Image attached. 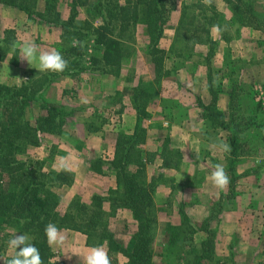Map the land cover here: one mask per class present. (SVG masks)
<instances>
[{
	"label": "trees",
	"instance_id": "trees-1",
	"mask_svg": "<svg viewBox=\"0 0 264 264\" xmlns=\"http://www.w3.org/2000/svg\"><path fill=\"white\" fill-rule=\"evenodd\" d=\"M223 1L232 15L230 24H236L237 30L247 27L259 30L264 35V14L245 5L243 0ZM36 3L37 0H0V5L16 8L32 21L60 28L63 34L56 49L68 61V68L63 73L46 72L43 75L45 80L29 79L20 86L0 84V216L5 223H13L18 230L32 238V244L39 249L44 264H54L51 262L53 253L45 237V226L48 223H53L62 230L85 235L87 246L102 245L109 256L121 254L126 258L124 264H154L150 233L156 222L153 197L158 182L154 178L147 179V165L152 164L158 156L161 160L160 167L176 169L179 158L174 155L175 151L164 150L168 139L162 141L161 148L155 153L143 148L146 138L144 108L148 104L145 100L150 98L146 88L136 86L131 90L130 102L136 114L135 124L130 134L118 133L112 159L102 161L96 157L94 161H90L91 172L103 175V169L106 168L115 182V188L109 189L105 195H93L89 205L78 199L71 201L68 208L75 212L74 215L58 211L62 197L53 191L58 185L68 186L72 178L65 172H49L32 177L31 171L25 169L23 161H17L16 155H23L27 146H37L42 134L62 135L67 120L76 112L75 109L44 102L41 93L59 76L76 78L92 71L118 76L123 60L128 57L126 42L133 39L130 30L133 31L137 26L145 28L149 41L146 51L153 66L155 86H160L165 53L157 46L168 20V4L165 0H126L123 4L119 0H71L69 18L62 21L60 15L53 12L54 7L47 4L45 13H40L36 10ZM79 8L86 9L91 21L80 23ZM209 10L211 17L207 19L208 26L212 22L222 21L215 7L209 6ZM181 19L192 25V16L183 14ZM95 22L98 25H94ZM9 35L8 32L5 34L0 45L3 42L13 44ZM74 38L79 42L77 46H72ZM89 41L95 47V54L90 56V66L87 67L82 60L86 50L84 43ZM35 74V71L29 73L31 77ZM209 83H212L210 77ZM210 92L212 104L205 107L203 118L230 132L227 140L231 147L229 155L238 156L240 131L235 127L230 129L224 115L216 110L214 89L211 88ZM233 96L231 95V104ZM33 102L41 103V111L34 125L25 118V110ZM231 163L229 161V167ZM104 204L108 205L109 213L104 210ZM119 209L129 212L135 225L130 250L125 249L108 230L106 217L114 216ZM179 213L182 216L181 222L178 225L168 224L166 227L165 253L175 255L178 261L183 258V253L193 254V259L184 264L211 262L214 258L216 234L206 226L203 229L196 228L184 212ZM197 231H203L207 235L199 247L191 244ZM114 264H117L115 260Z\"/></svg>",
	"mask_w": 264,
	"mask_h": 264
},
{
	"label": "crops",
	"instance_id": "crops-1",
	"mask_svg": "<svg viewBox=\"0 0 264 264\" xmlns=\"http://www.w3.org/2000/svg\"><path fill=\"white\" fill-rule=\"evenodd\" d=\"M48 1L38 0L37 11L45 13L47 4L53 7L51 0ZM125 1L119 0L120 4ZM165 1L169 8L168 20L163 27V35L157 46L165 53L160 86H155V77H152L151 80V75H147L149 80H151L150 84L157 87L156 98L172 102L168 106L170 115H175L177 110L181 109L183 119L179 122L165 123L167 125L165 131L167 133L165 132L163 139L167 138L170 150L179 152L182 158L178 169L171 168L162 173L178 180V173H181V169H184V172L188 173L187 179L189 182L192 178L191 171H197L201 175L197 190H194L193 185L188 182L185 187L190 197L194 195L197 198L194 204L187 205L185 213L187 212L186 214L191 216L198 209V219L194 217L197 222L207 220L213 205L223 199V196L232 194L231 196L234 197L231 200L233 207L217 214L215 217L216 222H211L212 227L215 226L214 228L221 229L217 231L216 237H219L223 247H220L218 252L225 254L224 256L228 255V244H232L236 245L233 248V252L237 256L242 254V256H246L245 259L250 258L255 249L256 252L257 248L264 250V198L259 201L254 199L256 194L254 189L258 187L253 183L251 184L249 180L252 174L251 167L246 169L243 162H238L239 158H242L241 156H236L235 159L232 157L230 160L233 162L231 173L236 176V182L234 184L230 183L228 188L223 191L212 186L208 177L213 170V166L221 163L224 165L226 172H228L229 153L216 152L210 147L211 144L202 137L205 135L207 125H209L207 124L209 121L203 118V114L206 111L205 107L212 104L213 97L210 90L211 88L213 89V86H215L216 110L221 112L224 117H227L230 115L232 106L231 95H234L233 98L236 99V93H234L236 85L245 89V92H250V89H252V86H256V83L264 84V35L259 30L247 27L237 30L236 24L231 25L232 15L223 0H212L210 7H215L222 21L212 22L211 26L207 25V19L211 17V11L209 6L203 3V0ZM199 6L201 7L197 8ZM79 9L85 10V13L87 12L85 8ZM183 14L184 16H192L191 26L183 22L181 19ZM60 17H63V20L67 19L63 15H60ZM214 25H219L221 31L214 32L212 30ZM53 30V28L47 27L45 23H37L28 19L22 11L16 8L0 6V40H4L7 32L10 33L9 36L13 42L12 48L15 49V54L6 55L4 53L2 57L0 56V84L20 86L29 80L30 72H40L36 62L29 65L26 61H22L19 58V44L25 39H31L40 46L41 50L56 49V43L59 42V33L57 30ZM50 38L57 42H52V44L45 43ZM207 41H209V44ZM136 52L137 61L131 66L134 69L144 66L143 69L151 74L150 69H153V66H151L150 58L147 55L143 57L139 49ZM93 54H95V47L91 45L89 49L85 50L83 63L87 67L90 66L89 58ZM246 55L251 56V60H247L245 70L242 71L240 68L236 69V67V73H234L233 66L232 74L228 76L225 72L228 69L229 60L236 63L240 59L246 61L244 57ZM152 72L154 74L153 70ZM136 76L137 74L135 73L134 79H136ZM209 77L212 83H209ZM132 78V68L130 67V71H128L127 65L122 62L118 76L104 74L99 71L83 73L76 78L59 76L43 93V99L49 98L51 93H55L59 95L58 99L62 100L69 97L77 102L75 107H73L76 112L66 122L67 129L65 131L69 139L63 138L62 135L51 134H45L44 138L55 144L57 148L66 149L70 152L67 151L66 154H63L62 151H59L60 155H62L61 157H68L69 159L61 160V157H59V159L55 160V163L60 164L58 165L61 167L59 170H69L75 181L84 179L89 185L92 182L102 181L104 183L105 181L103 180L107 181L106 188L95 189L87 198L83 196L82 199L86 205L90 204L93 195H103L109 189L115 188L113 178L104 170L103 175H98L94 172L88 175V162L93 157L100 158L103 161L112 159L117 138L115 136L112 138L113 140L111 139L112 149L110 152V145L109 147L107 146L106 136L102 134L103 129H89L88 118H91L93 113L96 112V97L100 95L99 87L103 93L105 92V102L106 99L109 101L114 100L113 103L119 104L120 109L117 110L116 114H121L122 120L125 115L127 116L126 121L128 123L125 133L130 134L135 124L136 114L130 98L123 93V90L127 88L128 82L131 83ZM235 78L238 80H235ZM112 84H116V86L113 87ZM71 99L69 100L71 101ZM36 105L38 103H32V107ZM165 111H167V108H162L159 114H165ZM225 120L227 121L226 118ZM210 125L212 130L227 132L216 124L212 125L210 123ZM80 145L86 148L88 156L83 158L80 152L82 150H76ZM144 149L155 153L159 148L158 144L150 145L149 135H147ZM104 150L109 151L107 157H104L106 152ZM152 164L161 166V160L158 156L154 158ZM233 164L235 166L237 164V166L235 167ZM59 170L55 171L60 172ZM246 170L247 174L244 173ZM81 185L82 189L87 187L82 183ZM156 189L158 193L162 190V186L159 185ZM71 190L72 187L67 190L65 196L61 199L62 202H67V205L71 201V196L79 194V190H75V192ZM260 192L264 194V190L258 189L257 193ZM196 234V236L194 235L195 243L202 242L207 238L203 231H197ZM64 235L67 238V243L63 248H51L53 253L51 262L54 263V260H58L60 264H83V257L87 250L91 248L86 245V236L71 230H65ZM197 237L199 239H196ZM218 243L219 241L217 240L215 245ZM259 255L261 256L262 254ZM109 257L111 264H114V260L117 264L126 262V258L121 254Z\"/></svg>",
	"mask_w": 264,
	"mask_h": 264
},
{
	"label": "rangeland",
	"instance_id": "rangeland-1",
	"mask_svg": "<svg viewBox=\"0 0 264 264\" xmlns=\"http://www.w3.org/2000/svg\"><path fill=\"white\" fill-rule=\"evenodd\" d=\"M48 1V0H44ZM38 2V0H37ZM49 2V1H48ZM53 9L55 13H58L60 15H63L64 17L69 18L70 14V3L71 0H51ZM243 3L245 5L253 7L255 11L264 14V0H243ZM2 6V5H0ZM37 6V3H36ZM37 10V8H36ZM63 18V17H62ZM60 19L62 21H66L67 19ZM78 20L80 23H83L84 21H91L89 18V15L85 13V10H78ZM94 25H98V22H95ZM47 27L53 28L57 30L59 33V39L57 42L56 40H46L45 43L52 44V42L56 43V45H60L61 43V36L63 34V31L60 28L47 25ZM241 29V28H240ZM130 32L133 35L132 41H127V49H128V57L124 59L123 64L127 65L128 71H130V67L133 70V78L131 79V83L128 82L127 88H124L123 93L130 98V95L132 93V88L135 86H140L143 88H146L148 90V93L150 94V98L145 100V103L147 106L144 108V112L146 116L144 117L143 124L146 129V138L147 135H149L150 139V145L151 144H158V148L160 149L162 146V141L164 139L165 130L167 129L166 122H179L182 121L183 117L181 116V109H178L176 114L171 116L169 113L168 106L172 102H168L165 100H160L159 98H156L157 94V87L151 85L152 77H154L155 74L152 72V68L150 69L151 74L149 72L145 71L143 69L144 66H139V68L134 69L133 65L136 60V54L137 49H139L140 54L144 57L147 55L146 48L149 43L147 36L145 35V28L143 26H137L133 31L130 30ZM238 32V31H237ZM236 32V33H237ZM130 33V34H131ZM231 35L233 36V32L231 31ZM10 37V36H9ZM147 38V39H146ZM92 41L84 43L86 49H89L93 43ZM40 43V41H39ZM41 44V43H40ZM13 44H8V42H3L0 45V56L2 57L4 53L7 54H15L14 48H12ZM264 45V41H263ZM137 48V49H136ZM57 50V49H56ZM149 57V55H147ZM146 57V56H145ZM245 60L240 59L237 63L234 61L232 62L229 60V64H227L228 69L226 70V74L229 76L231 75L232 67L234 66V73L235 68L244 71L245 67L247 65V60H251V56L246 55L244 56ZM150 58V57H149ZM84 62V59L82 60ZM233 64V65H232ZM232 65V66H231ZM152 66V63H151ZM126 71V68H125ZM241 72V71H240ZM37 74L30 76L29 79H33L36 81V79L45 80L44 74L46 72H36ZM135 73L137 74L136 79ZM140 73V74H139ZM151 75V80H149L148 75ZM42 75V77L40 76ZM130 75V74H129ZM235 80H238L235 78ZM41 84V82H40ZM135 85V86H134ZM241 85V83H240ZM243 85V84H242ZM7 86V85H6ZM113 87L116 86V84H112ZM235 86V85H234ZM213 89H215V86H213ZM245 89L239 88L236 85V90L234 93H236V99L232 102L230 115L225 117L227 119V123H229L230 129H235L240 131L239 133V149H238V156H241L242 158L238 160V162H243L244 167L248 169V167H251L252 174L250 176L251 184L257 185L258 187L255 190V197L254 199L256 201L263 200V193H257V190H264V112L261 109L259 100L256 101V97L258 99V96L260 93H262V97H264V84H258L256 83V86H252V89H250V92H245ZM45 91V90H44ZM100 95L96 97V107L93 115L91 118H88L89 122V129H97L101 128L103 129L102 134L106 136L107 139V146L110 145V152L112 147V138L118 135V133L126 132L127 131V116L125 115L123 117V120L121 119V114H116L117 110L120 109L119 104L113 103L114 100H107L106 102L104 100L105 92L103 93L102 89H100ZM44 92L41 94L43 95ZM104 94V95H103ZM258 95V96H257ZM73 96V95H71ZM59 95L55 93H51L49 98H45L42 100L46 103L52 104L54 106H65L68 109H73L75 107V102L71 98L67 97L65 99H58ZM71 99V101L69 100ZM148 101V102H147ZM41 102V101H40ZM40 102L38 105L32 107V104L25 110V118L27 121H29L32 125H34L35 119L38 117L41 109H40ZM32 107V108H31ZM167 108V111H165V114H159L160 109ZM90 117V116H89ZM230 120H233L232 123H230ZM129 121V119H128ZM207 129L205 130V135L202 137L206 139V141L210 144H212L215 141H224L228 143V138L230 137V132L228 130L225 131H218V130H212L210 129V123L207 122ZM66 128H64V132L62 134L63 138L69 139V136L67 135V132L65 129H67V123L65 125ZM212 127V126H211ZM167 133V132H166ZM45 134H42L40 136L39 144L37 146H27L25 153L16 155L17 161H23L25 169L28 171H31V176L35 177L39 174H46V173H59L56 172L59 170L58 165L55 163V160L62 155H60L59 151H62L63 154H66L68 150L57 148L55 144L51 143L47 138L45 140L44 138ZM160 135V137H158ZM112 139V140H111ZM144 142V145H145ZM110 143V144H109ZM116 143V141H115ZM143 145V148H144ZM82 150L80 151L82 154V157L88 156V151L85 147L79 146V148H76V150ZM169 148V141L167 148L164 147V150H167ZM66 150V151H65ZM106 151V150H104ZM69 152V151H68ZM70 153V152H69ZM109 154V151L107 150L104 153V157H107ZM174 155L179 158V163L181 161V155L179 152H175ZM75 156V155H73ZM237 156V157H238ZM228 162L231 160L232 157L234 159L236 156H228ZM94 157L91 159L93 160ZM100 159V158H99ZM102 160V159H101ZM103 161V160H102ZM110 161V160H108ZM235 161V160H233ZM233 163V162H232ZM232 163L231 166H227V173L230 177V183L234 184L236 176L234 173H231L232 169ZM90 165V161L88 162V167ZM251 165V166H250ZM179 166V165H178ZM233 166H235L233 164ZM237 166V164H236ZM235 166V167H236ZM148 172L147 179L154 178V180L157 183V187L160 185L162 186V190L157 193V189L155 190L154 197H153V203H154V211L153 214L155 216V224L151 230L150 233V239L152 241V248L154 253L153 263L154 264H184L187 260L193 259V254H181L183 258L181 260H177L175 255H167L165 253V236H166V227L168 224L170 225H178L181 222L182 216L180 215V211L184 212L187 209L188 204H194L197 201V198L189 196L187 191L185 190V187L187 185V182L193 185V189L197 190L199 187V182L201 180V175L197 171H191L192 178L190 182L188 181V173L184 172V169H181V173H178V180L177 178H171L170 175H165L162 172H165V169L163 167H159L157 165L148 164L147 165ZM134 168L132 167V170ZM178 169V168H176ZM193 169V168H192ZM243 169V168H242ZM56 170V171H55ZM106 171V168L103 169ZM60 172H65L67 176H70L72 178V181L68 186L61 185L53 188V191L56 192L58 195H60L62 198L65 196L67 190H69L72 187V190L75 192V190H79V194H74L71 196L70 200H80L83 202V196L84 198H87L91 192H93L95 189H101L107 187V181L104 183L102 181L92 182V184H88L87 181H84V179L76 180L74 179L73 175L67 171L66 169L59 170ZM107 172V171H106ZM92 173L88 169V175ZM244 173H248L247 170L244 171ZM234 175V176H233ZM235 177V178H234ZM247 181L245 179H240ZM255 180V181H254ZM86 185L87 187L82 189V185ZM162 184V185H161ZM198 186V187H197ZM254 187V188H256ZM71 190V191H72ZM99 192V191H98ZM108 192V191H107ZM106 194V193H105ZM103 194V195H105ZM72 195V194H71ZM232 194H228V196H223V199H221L219 202H216V205H213L212 210L209 214V218L205 221L197 222L195 218L198 219V209L194 211L191 216L185 215L190 219V223L193 224L196 228H204L205 226L208 227V230H211L213 233H215L214 237V258L211 262L206 261L207 264H264V250H261L260 248H257L253 251L252 257H248L245 259L246 256H242V254H239L240 256H237L235 252H233V248L236 245H230L228 249V255L224 256L225 254H221L218 252V249L220 247H223V244H221L219 237L217 236V231L221 230L220 228H214L211 225V222H216V216L217 214L221 212H225L227 210H230L233 207V203L231 200L234 199ZM196 199V200H195ZM70 201V202H71ZM67 202H60L58 206V211H60L61 214H75L73 210H70L68 208ZM104 210L109 213V207L107 204H104ZM216 212V214H214ZM195 217V218H194ZM214 218V219H213ZM4 218L0 216V257H2L4 260L9 259L11 256L14 255V252L12 249H10L7 245V241L15 234L22 233L20 230L16 228V226L13 223H5L3 220ZM108 221V230L112 232L115 235V238L117 241L121 243L122 246H124L125 249L130 250L132 243H133V231L135 228L134 222L131 219V216L129 212L123 209H119L114 213V216L112 217H106ZM70 222V221H67ZM24 234V233H23ZM197 235V234H196ZM195 235V236H196ZM30 238V242L32 243V238ZM192 241L193 246L199 247V244L201 242ZM196 239H199L197 237ZM219 241L217 245L216 241ZM199 241V240H197ZM223 249V248H222ZM259 254H262L261 256ZM116 255V254H112ZM236 256V257H235ZM123 261V260H122ZM204 263V262H203ZM0 264H3L2 261H0ZM54 264H60L58 260H54Z\"/></svg>",
	"mask_w": 264,
	"mask_h": 264
},
{
	"label": "clouds",
	"instance_id": "clouds-1",
	"mask_svg": "<svg viewBox=\"0 0 264 264\" xmlns=\"http://www.w3.org/2000/svg\"><path fill=\"white\" fill-rule=\"evenodd\" d=\"M206 6L212 4V0H203ZM212 30L220 32V26L214 25ZM79 42L73 39L72 46H77ZM15 50V49H14ZM19 58L26 61L29 65L36 62L40 72L63 73L68 68V61L55 48L49 50H41L31 39H25L19 44ZM210 147L216 152L226 154L231 151V147L227 142L215 141ZM61 160H67L68 157H61ZM212 186L218 190H226L230 184V177L226 172L223 164L217 163L213 166V170L208 177ZM64 231L53 223L45 226V237L50 248H63L67 243ZM7 245L13 250L14 255L4 260L0 257L3 264H44L39 249L30 242L27 234L18 233L13 235ZM83 264H111L110 257L101 246H94L87 250L83 257Z\"/></svg>",
	"mask_w": 264,
	"mask_h": 264
},
{
	"label": "built area",
	"instance_id": "built-area-1",
	"mask_svg": "<svg viewBox=\"0 0 264 264\" xmlns=\"http://www.w3.org/2000/svg\"><path fill=\"white\" fill-rule=\"evenodd\" d=\"M258 100L260 102L261 109L264 112V97H262V93H260Z\"/></svg>",
	"mask_w": 264,
	"mask_h": 264
}]
</instances>
